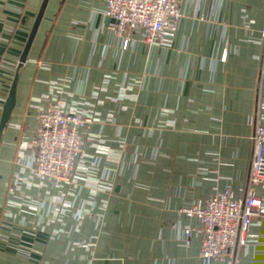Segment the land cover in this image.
<instances>
[{
	"label": "crops",
	"instance_id": "obj_1",
	"mask_svg": "<svg viewBox=\"0 0 264 264\" xmlns=\"http://www.w3.org/2000/svg\"><path fill=\"white\" fill-rule=\"evenodd\" d=\"M42 2L0 0V123L19 75L0 141V264H203L200 222L180 210L248 184L264 0H182L172 47L125 49L106 0H49L19 69ZM56 100L94 118L81 158L94 167L71 185L40 183L24 144ZM251 236L235 264H264V219Z\"/></svg>",
	"mask_w": 264,
	"mask_h": 264
},
{
	"label": "built area",
	"instance_id": "obj_2",
	"mask_svg": "<svg viewBox=\"0 0 264 264\" xmlns=\"http://www.w3.org/2000/svg\"><path fill=\"white\" fill-rule=\"evenodd\" d=\"M181 4L182 0H106L104 15L114 20L112 32L124 49L137 40L170 48L178 23L185 16ZM93 122L94 118L67 110L63 100L38 112L35 133L24 144L35 151L33 168L40 183L71 185L88 177L94 166L81 163L82 131ZM253 143L249 181L238 194L216 190L207 200L180 210L200 222L196 232L202 238L203 264L216 260L235 264L252 240L254 222L264 219V200L256 192V187L264 186V123L256 127ZM193 231L184 228L181 234L188 241Z\"/></svg>",
	"mask_w": 264,
	"mask_h": 264
},
{
	"label": "water",
	"instance_id": "obj_3",
	"mask_svg": "<svg viewBox=\"0 0 264 264\" xmlns=\"http://www.w3.org/2000/svg\"><path fill=\"white\" fill-rule=\"evenodd\" d=\"M48 2H49V0H43V2H42L41 8H40L39 13L37 15V18L35 20V23L33 25L31 33L29 35L28 41L25 45L22 56L19 60V64H18L19 69L24 65V63L26 62V60L28 58L30 48H31L32 43L34 41V38L37 34L40 23L43 19V16H44ZM111 20H113V19H111ZM18 78H19V75L17 72V74L14 78L13 84L11 86L9 96H8L6 103H5V106H4V111H3V115H2V119H1V123H0V141L2 138L3 131H4L5 127L7 126L9 120H10L12 111H13L15 104H16V88H17V84H18Z\"/></svg>",
	"mask_w": 264,
	"mask_h": 264
}]
</instances>
